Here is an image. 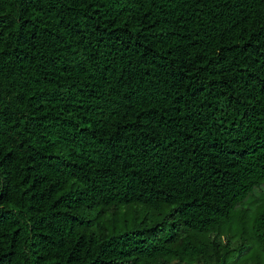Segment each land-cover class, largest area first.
Instances as JSON below:
<instances>
[{
  "label": "trees",
  "instance_id": "obj_1",
  "mask_svg": "<svg viewBox=\"0 0 264 264\" xmlns=\"http://www.w3.org/2000/svg\"><path fill=\"white\" fill-rule=\"evenodd\" d=\"M263 182L264 0H0V264L214 259Z\"/></svg>",
  "mask_w": 264,
  "mask_h": 264
},
{
  "label": "rangeland",
  "instance_id": "obj_2",
  "mask_svg": "<svg viewBox=\"0 0 264 264\" xmlns=\"http://www.w3.org/2000/svg\"><path fill=\"white\" fill-rule=\"evenodd\" d=\"M264 205V182L254 187L248 197L240 204L233 215L224 221L219 227L204 233L193 234L204 241L210 243L209 253L212 256L201 257L195 261L177 260L173 261L177 264H219L216 260L218 255L215 254L217 245L221 246V255L224 251L229 250L230 254L235 255V259H231L224 264H251L259 262L264 264V250L259 242L255 239L252 232V222L255 213ZM167 208L160 212H154L149 205L144 203H130L128 205L111 206L107 210V218H116L118 226L121 229L133 228H152L155 224L160 223L158 234H164L171 230L173 218H169L164 224V216ZM156 229L150 230L156 232ZM235 262V263H234Z\"/></svg>",
  "mask_w": 264,
  "mask_h": 264
}]
</instances>
